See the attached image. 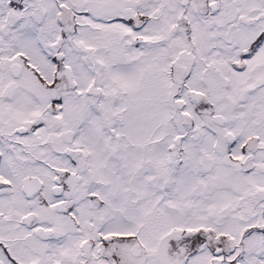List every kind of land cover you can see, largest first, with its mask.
Segmentation results:
<instances>
[{
    "label": "snow or ice",
    "instance_id": "6c2138e0",
    "mask_svg": "<svg viewBox=\"0 0 264 264\" xmlns=\"http://www.w3.org/2000/svg\"><path fill=\"white\" fill-rule=\"evenodd\" d=\"M0 264H264V0H0Z\"/></svg>",
    "mask_w": 264,
    "mask_h": 264
}]
</instances>
